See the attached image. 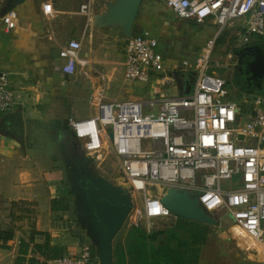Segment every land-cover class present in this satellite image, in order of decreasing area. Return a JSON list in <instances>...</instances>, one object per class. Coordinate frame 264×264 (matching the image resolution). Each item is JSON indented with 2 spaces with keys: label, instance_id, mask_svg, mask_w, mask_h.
I'll use <instances>...</instances> for the list:
<instances>
[{
  "label": "built area",
  "instance_id": "2783aa9c",
  "mask_svg": "<svg viewBox=\"0 0 264 264\" xmlns=\"http://www.w3.org/2000/svg\"><path fill=\"white\" fill-rule=\"evenodd\" d=\"M162 1L179 19L217 24L195 63L185 60L174 67L195 75L194 90L185 96L107 100L105 88L97 86L92 96L97 111L70 119L73 136L94 166L114 160L132 199L143 193L141 205L133 202L127 218L131 224L171 216L162 198L168 187L182 188L194 193L215 219L216 214L231 218L230 236L242 251L235 253L236 260L264 264L247 253L255 247L264 253V95L245 99L243 108L227 97L226 80L212 70L219 65L212 59L217 39L234 21L242 23L243 40L264 36V0ZM42 9L48 16L56 11L51 1L43 2ZM90 9L84 1L78 13L90 18ZM18 19L13 8L0 22L11 30ZM81 48L82 41L72 38L59 49L66 73L75 74L78 64L85 65ZM163 60L150 31L132 35L126 43L125 79L146 82L161 72L162 83L169 81ZM15 104L7 74L0 71V112ZM243 115L247 118L240 121ZM46 264H101V259L97 246L83 242L77 252L48 258Z\"/></svg>",
  "mask_w": 264,
  "mask_h": 264
},
{
  "label": "crops",
  "instance_id": "0c3cea01",
  "mask_svg": "<svg viewBox=\"0 0 264 264\" xmlns=\"http://www.w3.org/2000/svg\"><path fill=\"white\" fill-rule=\"evenodd\" d=\"M45 1L53 2L58 12L67 11L62 8V0H24L15 7L19 16L15 28L6 30L0 22V71L7 74L16 100L11 110L0 112V226L3 230L11 228L14 231L13 239L8 242L9 247H0V264H15L22 239L30 241L33 236L35 241L44 242L45 235L38 232L48 234V252L51 257L73 254L83 242L98 246L96 231L88 220L85 222L78 215L79 197L72 162L80 145L73 136L69 121L71 118L82 119L96 113L97 110L94 113L86 112L84 105L88 101L92 106L95 105L92 96L97 86L105 88L107 100H119L113 97L109 87L116 83L122 84L117 75L125 79L126 38L123 42L122 61H118L112 58L103 42L105 39L97 38L101 36L100 33L93 31L87 37L85 46L84 35L72 36L69 39L82 41L80 57L86 63L77 65L78 73L75 71L76 74H68L63 70L66 60L59 55V49L69 39L62 44L47 25V19L54 15L44 13L42 4ZM84 1H89L92 14L93 0ZM148 1L141 4L134 23V26L138 22V25L144 27L132 35L148 30L157 38V28L169 30V26V32L179 36L175 28L178 22H189L193 28L197 25L217 27L210 19L205 22L179 19L162 2ZM111 6L102 14L107 16ZM89 22L88 19V26L92 24ZM242 31V23L238 20L223 31L220 50L226 53L212 57L219 63L212 68L215 73L223 76L218 68L231 67L229 62L223 60H240L242 65L245 64L247 74L253 77L250 64L254 60L251 54L245 53L244 48L258 45L264 51V36L252 35L245 41L240 34ZM191 33L184 30L180 37L187 39V44L176 47L185 56L182 62L189 61L195 54L198 57L207 40L213 36L209 33ZM195 38L200 39L199 43H196ZM97 40H102L99 45ZM163 61L171 76L170 86L177 76L185 77L188 73L174 70L175 65L181 67L182 62L177 63L173 59ZM158 78L153 80L152 94L178 96L171 93L169 88L160 87L157 83H162V77ZM223 78L227 86L228 81ZM126 99L143 98L130 96ZM13 113L20 114L23 119V144L10 115ZM163 218L167 222H161ZM163 218L151 221L150 224L155 221V228L152 229L150 224L149 227L142 223L135 226L126 220L122 235L114 240V264H200V259L204 264L205 256L203 254L201 258V255L206 235L201 222ZM162 224L164 227H160ZM29 254L39 259L40 264H46L48 258L45 255L32 253L31 248Z\"/></svg>",
  "mask_w": 264,
  "mask_h": 264
},
{
  "label": "rangeland",
  "instance_id": "374dc122",
  "mask_svg": "<svg viewBox=\"0 0 264 264\" xmlns=\"http://www.w3.org/2000/svg\"><path fill=\"white\" fill-rule=\"evenodd\" d=\"M10 0H2L0 6V12L3 13L5 8L8 6ZM164 4L162 0H158ZM83 0H62V8L63 10H67L66 12H58L55 11L53 14L54 16L47 19V25L54 31L55 37L60 40L63 44L66 42L67 39L71 38L72 36L84 35V46L87 40V37L94 31L101 34L100 37L105 39L103 41L105 45H107V49L111 52V56L114 59H118V61H122L123 58V42L126 38V32L124 29V25L121 22H109L104 14H102L105 10L108 11L110 5H113L117 2V0H93L92 8L93 12L91 17L88 18L78 13L79 7ZM148 3V0H143V3ZM22 3V2H21ZM19 3V4H21ZM18 4V5H19ZM153 6V4L151 5ZM2 7V8H1ZM153 8V7H152ZM106 11V12H107ZM58 12V13H57ZM163 12V11H160ZM164 13V12H163ZM57 14V15H56ZM88 19L90 20L88 24ZM172 24V23H170ZM177 31L181 35L184 30L191 31L193 34L196 32H201L202 34H215V30L217 29L216 26H208L204 27V25H197L193 28L189 22H178ZM139 27V28H138ZM144 26L138 25V22L134 26V30L132 34L142 30ZM169 30L171 28L168 26ZM169 30H165L162 28H157L156 34L158 38V51L163 54L164 60H177V63H181L183 60L184 54L176 49L177 45H186L187 39L178 36L177 34L170 33ZM191 33V34H192ZM185 36V35H182ZM224 36L222 34L218 37V43L216 44L215 51L213 53V58L217 57L220 54H225L226 51H221V39ZM228 34L226 33L225 37ZM188 38V37H187ZM196 43H199L200 39H196ZM102 40H97V45L101 43ZM90 47V43L87 44ZM220 53V54H219ZM196 54L190 60V64H194L196 60ZM237 59V57H234ZM229 62L231 67L226 68H218L222 71L223 76L227 79L228 84V98L233 100L239 101V103L245 107V104H242L246 98L252 100L254 94H262L264 95V77L261 79V86L258 87L251 82L250 75L247 74V70L245 69L244 65L240 60H223V62ZM237 64L239 66L237 67ZM180 65V64H179ZM76 73H78V66H76ZM75 73V74H76ZM163 73L159 72L153 74L151 78L146 82L141 81H128L121 77V75H117L118 81L122 82V84L116 83L115 85H111L109 90L114 95L113 97L118 98L119 100H125L130 96H137L143 99H149L152 95L159 96L161 93L152 94V87H153V80L158 78L160 79ZM237 74V75H236ZM191 76V77H188ZM254 79V78H253ZM255 80V79H254ZM194 82H195V75L187 73L185 77L177 76L175 82L170 86L169 81L164 83L158 82L157 84L160 87L169 88L171 93L175 95H188L194 90ZM250 92H256L251 94ZM86 112L94 113L96 110V106H92L90 101L88 104L84 105ZM250 110V108H249ZM247 116L243 115L240 118V121H244ZM68 128V127H67ZM68 134V129H66ZM98 173L104 175L106 178L111 180L113 183L123 185V180L120 177V172L114 162V160L108 158L105 160L100 166H94ZM133 202L138 203L141 205L143 201V193L139 192L136 193V198L132 199ZM80 201V199H79ZM77 202L78 207V215L87 221V216L83 212V208L80 202ZM173 221L178 219L184 220L186 218L177 216L176 214H172L169 216ZM217 223L216 224H209L203 223L201 224L204 226L205 235H206V242L203 246V253L201 258L204 254V264H263L260 261L255 260H236L235 253H241L242 251L239 250L237 242L234 240L232 236H230V229L232 228V221L231 218L227 217L226 215H218L216 214ZM155 219H152L153 221ZM187 220V219H186ZM150 221V222H151ZM161 222H167L166 218L160 219ZM155 222V221H154ZM152 222L151 224L148 223L146 220L142 221V224L147 227V224H150L151 229L155 228V223ZM170 222V221H168ZM90 224V223H89ZM164 224V223H163ZM160 227H164V225ZM264 226V222H263ZM247 253L249 256L253 257L256 260H264V253L260 247H255L252 250H248ZM244 257V256H243ZM200 264H202V260L200 259Z\"/></svg>",
  "mask_w": 264,
  "mask_h": 264
},
{
  "label": "water",
  "instance_id": "95a60500",
  "mask_svg": "<svg viewBox=\"0 0 264 264\" xmlns=\"http://www.w3.org/2000/svg\"><path fill=\"white\" fill-rule=\"evenodd\" d=\"M24 0H10L1 16L15 8ZM143 0H117L107 15L109 22H121L126 32L128 43L132 36L134 23ZM246 54L252 55L251 65L253 78L257 86H261L264 77V51L261 46L250 45L244 48ZM16 129L20 134V141L24 140V123L20 114H10ZM91 156L83 155L79 149L73 159V174L77 193L83 212L87 216L90 226L98 235V249L101 264H114V240L123 233V226L133 207L131 194L123 185L113 183L104 175L97 172L92 164ZM164 204L177 216L203 223L216 224L217 220L200 205L197 196L178 187H168L162 198Z\"/></svg>",
  "mask_w": 264,
  "mask_h": 264
},
{
  "label": "trees",
  "instance_id": "16d2710c",
  "mask_svg": "<svg viewBox=\"0 0 264 264\" xmlns=\"http://www.w3.org/2000/svg\"><path fill=\"white\" fill-rule=\"evenodd\" d=\"M53 207H54V201H53ZM38 233L45 235V241L37 242L35 241L33 236L30 238V241L22 239L20 241L19 254L15 260V264H40L41 263L39 259L29 254L30 248H31L32 253H41L45 255L47 258H53L50 256L51 255L50 252H48L50 249L49 248L50 240L48 239V236H47L48 234L44 232H38ZM13 237H14V231L11 228L3 230L1 229V226H0V247L8 248L9 247L8 242L11 239H13Z\"/></svg>",
  "mask_w": 264,
  "mask_h": 264
},
{
  "label": "flooded vegetation",
  "instance_id": "af4514ba",
  "mask_svg": "<svg viewBox=\"0 0 264 264\" xmlns=\"http://www.w3.org/2000/svg\"><path fill=\"white\" fill-rule=\"evenodd\" d=\"M249 75H250V78H251V82L250 83H252L254 85H257V80H254L251 74H249Z\"/></svg>",
  "mask_w": 264,
  "mask_h": 264
}]
</instances>
